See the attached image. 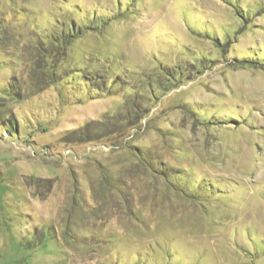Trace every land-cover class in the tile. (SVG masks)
Masks as SVG:
<instances>
[{"label":"rangeland","instance_id":"374dc122","mask_svg":"<svg viewBox=\"0 0 264 264\" xmlns=\"http://www.w3.org/2000/svg\"><path fill=\"white\" fill-rule=\"evenodd\" d=\"M71 25L51 79L34 45ZM0 26V264H264V69L231 65L264 62V0H0Z\"/></svg>","mask_w":264,"mask_h":264},{"label":"trees","instance_id":"16d2710c","mask_svg":"<svg viewBox=\"0 0 264 264\" xmlns=\"http://www.w3.org/2000/svg\"><path fill=\"white\" fill-rule=\"evenodd\" d=\"M96 24L97 25H95V26L92 25L91 27L100 28L106 24V20L103 18H100L99 24L98 23H96ZM89 27L88 26H82V25L81 26L80 25L79 26L71 25L69 28H66L63 31L57 32L58 35L53 34L52 36H50V38H52L53 42L49 45L45 44L46 42L42 38H40V40L38 39L36 41L34 47L37 50L39 57L41 58L40 59L41 60L40 66H45V64L48 63V65L50 67L48 66L49 68H47L48 70L46 71V73L50 76L51 79L54 78L52 68H54L53 66L56 64V62L58 60L62 61V59L65 58L69 43L75 37L79 36L80 33L89 29ZM0 29L3 30L5 28L0 26ZM227 42L228 41H225L224 44H226ZM231 65L264 69V62L258 61L255 59H250V58L236 59V60H234V62L231 63ZM177 74H179V75L182 74L181 68H177V69L170 68V69L164 70V72H163V75L166 78H168L170 81H174L175 79L177 80L178 79V78H176ZM10 88H15L13 83H12V85H10ZM171 88L172 87L166 89V87L163 86V89L166 91H169ZM147 111L148 110L142 111V109L140 108V106H138L136 101L132 102L131 108L128 111H126V114L123 118V123L131 125V124L135 123V120L137 118H140V117L142 118L143 115ZM86 129L82 128V131L78 134V136H76V138L94 140V139H96V136H95L96 134H98V133L103 134L102 132L107 133L109 130L108 127L103 125V124L98 125L97 128H92V129H87V130ZM143 161L146 162L147 160L144 158ZM151 167H152V169H154L153 171L156 174H160L161 176H163L167 180H170V182H171V178L173 177V175L169 176V174L162 168L161 164L158 167V169L153 165ZM175 187L177 190L183 191V189H180V186L175 185Z\"/></svg>","mask_w":264,"mask_h":264}]
</instances>
